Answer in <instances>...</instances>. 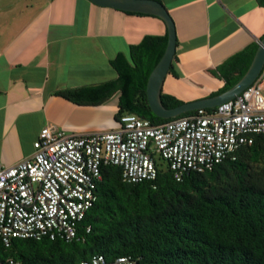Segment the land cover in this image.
Wrapping results in <instances>:
<instances>
[{
	"label": "trees",
	"instance_id": "1",
	"mask_svg": "<svg viewBox=\"0 0 264 264\" xmlns=\"http://www.w3.org/2000/svg\"><path fill=\"white\" fill-rule=\"evenodd\" d=\"M257 2L264 7V0ZM166 42V33L145 35L110 60L116 77L56 93L93 104L117 93L116 120L126 113L153 123L169 120L154 115L146 96L148 76ZM257 46L250 43L217 67L224 84L212 95L243 76ZM161 101L165 107L182 102L162 91ZM101 172L97 200L80 221L76 238H14L9 246L0 238V264H78L94 254L109 262L130 255L138 264H264V134H256L234 159L181 180L170 169H157L154 180L137 183L124 182L117 165L103 166Z\"/></svg>",
	"mask_w": 264,
	"mask_h": 264
},
{
	"label": "crops",
	"instance_id": "2",
	"mask_svg": "<svg viewBox=\"0 0 264 264\" xmlns=\"http://www.w3.org/2000/svg\"><path fill=\"white\" fill-rule=\"evenodd\" d=\"M160 1L176 30L162 92L182 102L221 88L217 67L264 34L257 0ZM165 33L156 16L88 0H0V167L29 157L48 124L66 134L115 129L117 93L93 104L56 92L116 77L111 59L145 35Z\"/></svg>",
	"mask_w": 264,
	"mask_h": 264
},
{
	"label": "built area",
	"instance_id": "3",
	"mask_svg": "<svg viewBox=\"0 0 264 264\" xmlns=\"http://www.w3.org/2000/svg\"><path fill=\"white\" fill-rule=\"evenodd\" d=\"M256 134H264V66L251 85L212 110L198 109L159 123L126 113L115 129L79 134L45 125L29 157L0 167V238L6 246L14 238L71 241L97 200L103 166H119L127 183L154 180L152 154L157 152L181 180L189 172L234 159ZM78 264L138 262L130 255L109 262L94 254Z\"/></svg>",
	"mask_w": 264,
	"mask_h": 264
},
{
	"label": "water",
	"instance_id": "4",
	"mask_svg": "<svg viewBox=\"0 0 264 264\" xmlns=\"http://www.w3.org/2000/svg\"><path fill=\"white\" fill-rule=\"evenodd\" d=\"M97 6L121 11L139 12L160 18L166 26L165 50L151 70L146 82V96L151 111L158 118H175L183 113L198 109H209L234 98L251 85L264 66V34L258 41L252 61L243 76L229 89L218 94L184 101L173 107H165L161 101L163 81L170 69L176 48V30L172 17L160 0H88Z\"/></svg>",
	"mask_w": 264,
	"mask_h": 264
},
{
	"label": "rangeland",
	"instance_id": "5",
	"mask_svg": "<svg viewBox=\"0 0 264 264\" xmlns=\"http://www.w3.org/2000/svg\"><path fill=\"white\" fill-rule=\"evenodd\" d=\"M117 126H118V120H117ZM152 157L155 161L156 168L159 172H165L169 170V166L167 161L157 152H153Z\"/></svg>",
	"mask_w": 264,
	"mask_h": 264
}]
</instances>
